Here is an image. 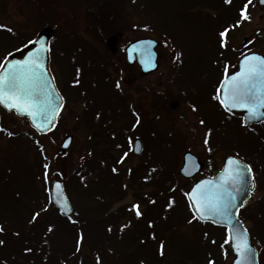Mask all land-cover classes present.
I'll return each instance as SVG.
<instances>
[{"label":"rangeland","instance_id":"374dc122","mask_svg":"<svg viewBox=\"0 0 264 264\" xmlns=\"http://www.w3.org/2000/svg\"><path fill=\"white\" fill-rule=\"evenodd\" d=\"M204 1L111 0L101 4L89 0L88 11L87 0H0V65L43 27L52 28V71L64 99L65 92H70L57 127L46 136L0 109V128L4 129L0 131V226L4 229L0 264H43L58 257L59 250L63 255H78V261L69 264H94L89 237L98 232L114 245L99 246L103 256L115 258L99 264L116 263L119 255L115 252L123 247L117 250L115 244L128 238L138 241V249L158 246V254L163 245V255L165 246L182 245L177 264H231L234 257L225 243L226 233L197 222L185 201L191 185L219 170L230 155L250 165L256 179L257 191L241 217L264 264V128L254 132L236 124L218 99L225 69L228 74L251 51L264 55L263 11L258 0H253L251 22L240 18L236 26L238 21L231 19L234 3L247 0H215L223 4L217 10L221 24H226L219 30L216 12L210 14L211 22L204 14L213 0L202 5ZM223 32L227 34L222 37ZM113 33L119 36L116 52L111 54L105 40ZM138 38L159 43V69L149 80L138 75L136 80L123 57L122 48ZM217 42L221 47L217 48ZM259 44L263 46L256 47ZM81 73L88 77L76 80ZM138 86L142 91L152 86L158 92V109L165 99L180 103L175 111L165 104L166 110L161 108L162 114L149 124L151 154L140 167L131 149L143 123L129 109L136 99L138 110L143 102L142 111L146 110L147 96H127V91ZM69 135L73 144L59 157L61 143ZM186 152L204 164L193 181L179 174ZM178 180L176 190L173 184ZM54 181L64 182L76 211L69 220L76 226L53 212L43 225L36 223L38 208L49 204L47 188L50 192ZM94 201L109 206L99 212L110 221L119 213L118 223L103 224L99 218L97 224H90L83 218L86 209L88 217L99 216L102 205ZM136 204L142 213L139 217L133 208ZM77 228L80 233L74 232ZM81 235L83 243H79ZM143 235L145 239L140 240Z\"/></svg>","mask_w":264,"mask_h":264},{"label":"snow or ice","instance_id":"6c2138e0","mask_svg":"<svg viewBox=\"0 0 264 264\" xmlns=\"http://www.w3.org/2000/svg\"><path fill=\"white\" fill-rule=\"evenodd\" d=\"M226 2L231 3V0H226ZM259 2L264 4V0H259ZM252 4L253 0H247L242 8L240 13L242 21L251 22L249 5ZM236 26H239V22ZM6 30L11 31V29ZM226 34L227 32H223L221 36L223 37ZM32 43L37 42L33 41ZM4 64L8 65V62L5 61ZM43 71V65L40 63L39 58L35 56L29 61L8 65L6 70L0 68V104L4 105L9 111L14 110L21 116L30 117L38 130H41L40 124L36 123L38 120L41 123H51L49 114L51 113L54 118L55 113L58 111V107L52 106L51 93L41 82ZM225 71L224 94L223 99L220 100L225 109H244L249 113L250 119L264 116V111H261L264 110V57L256 54L246 56L243 61V71L230 78L227 77V69ZM203 123L201 121V124ZM0 131H4V129L0 128ZM8 135H11V133H8ZM204 143L207 145L209 141L205 139ZM209 151H211L210 148ZM126 155L127 153H125ZM120 162L123 163V160ZM228 165L229 170L221 177L220 183L204 181L196 187L191 194L192 204L201 219L217 216L224 218V223L228 227L225 243L235 245V251L241 258L237 261V264H251L253 250L248 243V230L240 225L242 231L237 230L233 235V213L231 209L235 207V197L229 191V188L235 191L243 188L246 184L245 173L251 176L252 168L250 165L244 166L237 160L232 159L228 161ZM55 189L58 190L57 197H61L62 185L57 183ZM254 189L255 178L252 176L250 190ZM152 202L155 203V201ZM133 208L136 210L138 217L142 215L139 211L140 205H133ZM3 231V227L0 226V232ZM83 240L84 237L81 235L79 243H83ZM0 244H3V241H0ZM29 251L31 250L29 249ZM161 255H163V245H161Z\"/></svg>","mask_w":264,"mask_h":264},{"label":"water","instance_id":"95a60500","mask_svg":"<svg viewBox=\"0 0 264 264\" xmlns=\"http://www.w3.org/2000/svg\"><path fill=\"white\" fill-rule=\"evenodd\" d=\"M259 6L264 9V4H261L258 1ZM264 18V16H263ZM54 35V31L50 28H45L39 34L37 37L33 40L36 41L37 43H32L30 42L27 46H25L23 49L11 54L5 61L8 62V65L15 64L17 62L23 63L26 61H29L31 58L38 57L40 63L43 65V75L41 77V82L43 86L51 93L50 99L52 100V106L53 107H58V111L55 113L54 118L52 117V114H49V120L52 121L51 123H41L39 120L36 122L40 124V129L38 130L37 127L33 124L32 120L28 116H21L19 115L16 111H9L4 105L0 104V106L9 114H15L16 117L22 118V119H27L28 122L30 123L31 127L39 134V135H46L49 132L53 130V128L56 125L57 119L59 115L61 114L64 106L63 99L56 87L53 75L50 70V47H49V42L51 37ZM246 43V40L243 41V44ZM107 46L110 51L114 52L115 47H116V38H110L107 41ZM158 47V42L152 40V39H141L138 41L133 42L128 46L126 49V60L127 63L131 66H133L137 62L141 68V72L143 75H149L151 73H154L158 70L159 68V63H158V54L156 52V49ZM253 54H250L248 56H251ZM259 55V54H256ZM261 56V55H259ZM263 57V56H261ZM245 57L242 58L239 62V70L234 73L233 75H238L241 71H243V61ZM4 61V62H5ZM3 62L1 68H4L5 70L7 69L8 65H5ZM231 75V76H233ZM230 76V77H231ZM229 77V78H230ZM223 94H224V84L221 88V100L223 99ZM178 106L177 103L172 105V108H176ZM230 112H237L243 114V120L246 124L248 125H257L260 124L264 121V116H259L258 118L250 119L249 118V113L241 108H235V109H230L228 110ZM264 111V110H261ZM73 144V137L68 136L65 138L61 144L60 151L58 152L59 156H63L66 151L69 150V148ZM142 151V144L140 140H136L133 145V152L135 155H140ZM232 160H237L240 164L244 166H248L247 164L243 163L240 161L238 158L235 156H230L226 158L224 165L222 167V170L214 177L210 178H204L197 182L189 191L187 194V200L190 206V209L193 213V215L196 217V219L202 223H211L214 225H217L219 227L227 229L228 232V227L224 223V218L223 217H206L204 219L199 218V213L197 212L196 208L193 207L192 204V192L196 189V187L200 184H202L204 181H214L217 184L220 183L221 177L224 176L226 171L229 170V165L228 161ZM203 165L199 161L198 157L191 153H186L183 157V166L180 170V175L187 179L191 180L195 178L201 171H202ZM252 176H248L245 173V179H246V184L243 188H240L239 191H235L232 188H229V191L232 192V195L235 197L234 204L235 207L231 209V212L233 213L232 216V228H233V235H235V232L240 229V225L244 227L243 222L239 218V213L241 209L245 206V204L250 200L251 195L254 193V190L251 189V183H252ZM59 183L62 185V194L61 197H57V189H55V185ZM256 188V184H255ZM51 198L53 204L56 206V208L63 213L64 216H70L72 214V207L71 204L67 198L64 184L60 181L53 183L52 189H51ZM248 235V243L250 247L253 250L252 256H251V264H260L259 263V254L257 249L253 246L252 241L250 239L249 233L247 232ZM230 249L234 255V260L232 264H237V261L240 260L241 258L238 256V254L235 251V245H229Z\"/></svg>","mask_w":264,"mask_h":264},{"label":"trees","instance_id":"16d2710c","mask_svg":"<svg viewBox=\"0 0 264 264\" xmlns=\"http://www.w3.org/2000/svg\"><path fill=\"white\" fill-rule=\"evenodd\" d=\"M214 1L215 0L210 1L212 4H210V6L207 7V10H206V12H204V14L206 15L207 18H210V20L208 22H211L212 19L210 17V14L216 12V14L218 16L215 15L214 17H217L215 20L219 19V21H218L219 26L218 27H220L219 30H221L226 24L225 23L224 24H221L222 21L220 19V16L218 14L219 11L217 9L218 8L221 9L222 6H223V4L222 3H218L217 1H216V3H214ZM206 3H207V0H205L202 5H204ZM246 3H247V1H243L240 4H238V2L236 4L234 3L235 13L231 17V19L234 17V19H236L240 23V18H241L240 13H241V10H242V8L244 7V5ZM250 6L251 5H249V7ZM196 9H198V7ZM263 44L256 45V47L263 46ZM221 45H222V43L219 42L217 48L221 47ZM64 95H65L66 101L68 102L69 101V98L67 96L70 95V92L68 93V95L65 92ZM159 99L160 98L158 97V100ZM170 101H171V99H168V100L165 99V102L164 103L162 102L163 105L159 108L158 115L159 114H162L161 112H163L161 110V108L164 109V110H166L165 109V104L167 105ZM59 166H58V171H62L61 170V167L59 168ZM35 167H37L38 170L40 168L39 165H35ZM69 185H70L69 183L66 184V186H69ZM174 187L176 189H178L180 187L179 182L176 183V184H174ZM94 204H96V205H102L98 201H94ZM103 208H107V210H108L109 206L102 205V208H99L97 210L98 213H99V216L93 214L92 216L89 215V217L86 214L87 213V209H86V212L82 211V215L84 216L83 218L89 219V223L90 224H91V222H93L94 224H97V219H99V218L101 219V221H102L103 224H107L108 225L109 223H111V225H114L115 222L117 224L118 223L117 220L119 219L120 214L118 213L116 215H113L112 218H114L116 220L110 221L111 218L107 219V218H105L102 215V213L99 212V211L103 210ZM90 210H89V213H90ZM117 215H118V217H117ZM72 226H74V225H72ZM20 227H24V226L21 225ZM77 231H78L77 229H74V232H77ZM97 234L95 235V237H92V238L89 237V240L91 241V245H92V248L90 249V251L93 250V251H91V253L92 254H95V256L97 258L96 260H98V261H103L104 259L114 260L115 259L114 257L109 258V255H107V254H104V256H103L102 251L99 249V246H103L105 243H107V245L109 246V247H107V249H109L111 246L114 247V245H111V243L109 241L103 240V238L101 237L102 236V233H101V235H97ZM139 239L140 240L141 239L144 240L145 239V236L143 235ZM137 242H138L137 240L134 241L133 239L128 238V240H124L123 242H121L119 244H115V246L117 247V250L120 247H123V248L120 251L118 250V252H115L116 254L119 255V258L116 259L118 262L115 260L116 263H111V264H177V262L180 260V255L181 254L179 255V253H181V250L183 248L182 245H177V244H175L173 242L174 243L173 245L165 246L166 254L165 255H161V254H158V252H156V250H160L158 248V246H157V248H155L154 246H149L147 248L138 249V243ZM99 244H101V245H99ZM134 248H137L140 251L136 250L137 252H135L134 251ZM57 254H58V257L59 258L56 257V256H52L51 261H49V262L44 261L43 264H69L70 263L69 261H72V262L73 261H75V262L78 261V255L76 253H75L76 255H73V254H70V253H68L66 255H63L61 253V251L59 250V252H57ZM97 254H100V255H97ZM94 261H95V259H94Z\"/></svg>","mask_w":264,"mask_h":264},{"label":"flooded vegetation","instance_id":"af4514ba","mask_svg":"<svg viewBox=\"0 0 264 264\" xmlns=\"http://www.w3.org/2000/svg\"><path fill=\"white\" fill-rule=\"evenodd\" d=\"M94 1L95 3H101V4H104V3H107V2H110L111 0H92ZM87 4H88V11H89V0H87ZM116 34L113 33L112 35H109L107 38L106 41V48L107 50L111 53V54H114L116 52V49H117V44H118V36H115ZM87 36L89 37V32L87 34ZM110 38H116V47H115V51L112 52L108 49V46H107V41L110 39ZM140 38L136 39V40H139ZM134 40V41H136ZM134 41H130L129 43H127L123 48H122V51H123V57H124V60H125V63L126 65L128 66V70L132 71L133 72V75L135 77V79L137 80L138 78L136 77V75L140 76V77H143L145 80H149L151 79L152 75L154 74H149V75H143L142 72H141V68L137 62V59H136V62L133 66L129 65L127 62H126V48ZM86 48L89 50V45L86 46ZM105 52V50H104ZM105 55H106V60H109L111 58V56L105 52ZM238 69L237 67V64L233 65L232 69L230 70V72L227 74V76H229L230 74L236 72ZM53 72V71H52ZM122 74V72H121ZM53 76H54V72H53ZM88 75L87 74H79L78 77L76 78V80L78 79H83V78H87ZM55 78V76H54ZM56 80V79H55ZM152 86L150 87H146V89L144 91H142V87H136L134 90L132 91H127V96L128 97H131V95L134 96H137V95H141V94H144L147 96V108L146 110L142 111V106L144 105V102L142 104H140V111L138 110L137 106H136V99H135V102H132V104L130 105V108L129 111H130V114L135 118L137 119L140 123H143V127L140 131L137 132V138L134 140V142L136 140H140L141 141V144H142V151H141V154L140 155H135L133 154L132 157H134L137 161H138V164L137 166L140 167V163H142V161H145L147 158L150 157V150L152 148V144L149 143V140H151V137H152V126H149V124L152 123L153 120L156 119L157 117V112H158V107H157V102H158V92H156L155 90H152L151 89ZM221 87H219V90H220ZM158 91V90H157ZM220 91H218V99H219V103H220V95H219ZM172 97H176L177 100L179 99V101L181 100L179 98V96L177 95H174ZM135 98V97H134ZM177 103L178 106L176 108H172V105ZM168 105L170 106V110L171 111H175L177 110V108L179 107L180 103L178 101H170L168 103ZM221 105V104H220ZM149 106V107H148ZM222 107V106H221ZM225 111V110H224ZM226 112V111H225ZM227 113V112H226ZM146 114V116H145ZM232 119H233V122L235 121V123H239V125H241L243 128H246L248 130H251V131H254V132H257L258 130L260 129H263L264 128V121L260 124H257V125H248L244 122L243 120V115L242 114H237V113H227ZM146 118V119H144ZM260 133V132H259ZM258 133V134H259ZM241 146V145H240ZM132 150V149H131ZM131 155V153H130ZM241 160V159H240ZM243 161V160H242ZM245 162V161H243ZM246 163V162H245ZM204 166V165H203ZM222 168V166H221ZM220 168V169H221ZM217 170L216 173H213L211 175H205L204 177H207V176H214L216 175L219 171ZM204 170V168H203ZM203 172V171H202ZM253 172V171H252ZM202 177V178H204ZM255 178V177H254ZM256 180V179H255ZM257 184V183H256ZM178 190V189H176ZM51 209V211H50ZM244 210V209H243ZM51 212L55 213L56 215H58L59 217L63 218L62 217V214L55 208V206H51L49 205L47 209L44 208H38V211H37V217H39L37 219L38 222L37 225H43L45 222H47L48 220H50V216H51ZM242 219V218H241ZM243 220V219H242ZM36 221V220H35ZM28 224V222H27ZM97 255H100V254H97ZM95 256V254H94ZM100 262L102 261H95L94 264H99Z\"/></svg>","mask_w":264,"mask_h":264}]
</instances>
